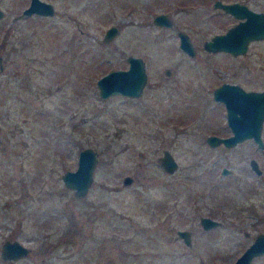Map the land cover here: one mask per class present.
<instances>
[{"label":"rangeland","instance_id":"rangeland-1","mask_svg":"<svg viewBox=\"0 0 264 264\" xmlns=\"http://www.w3.org/2000/svg\"><path fill=\"white\" fill-rule=\"evenodd\" d=\"M28 1L0 0V242L28 247L0 264L230 263L264 231V145L205 140L230 132L211 89L263 88L264 38L242 53L206 50L202 40L236 18L212 0H49L52 14H24ZM241 1L264 10V0ZM157 11L172 24L153 23ZM111 23L119 31L103 41ZM128 53L145 62L140 93L99 96L96 78L125 67ZM85 145L97 151L93 179L75 196L60 173ZM164 148L172 171L160 163ZM203 214L220 222L204 228ZM176 228L190 230V244ZM248 264H264V253Z\"/></svg>","mask_w":264,"mask_h":264},{"label":"water","instance_id":"water-1","mask_svg":"<svg viewBox=\"0 0 264 264\" xmlns=\"http://www.w3.org/2000/svg\"><path fill=\"white\" fill-rule=\"evenodd\" d=\"M215 6H221L229 11L238 20L229 25L223 31L212 33L203 40L206 50H225L231 54L242 53L246 50L248 42L252 39L264 38V11L254 9L246 3L234 1L214 0ZM54 6L49 0H29L22 8L24 14L39 13L51 14ZM3 9L0 7V16ZM151 21L159 25L169 26L172 20L166 11H157L151 16ZM118 32V26L111 23L105 27L102 40L108 41ZM178 45L189 55L194 53V46L189 34L183 30H177ZM128 61L125 67L111 68L96 78L99 96L111 93H121L136 96L140 93L147 77L145 64L140 55L128 53ZM165 72H170L165 68ZM212 96L221 100L225 107V119L230 132L225 135L209 133L206 141L209 144L223 143L226 146L233 145L244 138H252L260 147L264 145L261 135L262 121L264 118V87L245 88L234 81H221L213 87ZM97 158V151L91 146L85 145L78 149L76 165L74 168H65L60 177L65 186L71 188L73 195H85L93 179V168ZM162 166L167 171H172L177 166V161L167 148L162 149L159 155ZM250 167L257 173L261 171L258 161L251 156L248 159ZM230 171L222 165L220 173ZM132 180L130 174L122 176V183ZM199 222L204 228L217 225V218L203 214L199 216ZM176 233L186 244H190V230L187 228H176ZM28 250L27 245L17 238H5L0 242V256L3 259L17 258L23 256ZM264 253V231L255 233L252 240L227 264H248L255 255ZM212 264H224L214 262Z\"/></svg>","mask_w":264,"mask_h":264},{"label":"flooded vegetation","instance_id":"flooded-vegetation-1","mask_svg":"<svg viewBox=\"0 0 264 264\" xmlns=\"http://www.w3.org/2000/svg\"><path fill=\"white\" fill-rule=\"evenodd\" d=\"M222 1H234V0H222ZM238 1H241V0H238ZM213 2H214V0H212V5L214 6V8L215 9H218V10H221V11H225V12H228V13H230L229 11H226V10H224L221 6H215L214 4H213ZM241 2H244V1H241ZM244 3H246V2H244ZM247 4V3H246ZM248 6H250L249 4H247ZM251 7V6H250ZM252 8H254V7H252ZM254 9H257V8H254ZM258 10H262V9H258ZM264 11V10H263ZM54 12V11H53ZM52 14V13H51ZM231 14V13H230ZM234 16V15H233ZM238 20V18L236 17L235 18V21L233 22V23H235L236 21ZM233 23H231V24H233ZM231 24H229V25H231ZM228 25V26H229ZM118 26V25H117ZM228 26H226L225 28H227ZM178 30V29H177ZM177 30H176V33H177ZM118 31H119V26H118ZM223 31V30H222ZM219 32V31H218ZM118 33V32H117ZM116 33V34H117ZM188 33V32H187ZM215 33V32H214ZM211 35V34H210ZM209 35V36H210ZM208 36V37H209ZM205 39V38H204ZM203 39V40H204ZM259 39V38H258ZM203 40H202V43H203ZM193 43V42H192ZM249 43V42H248ZM194 46V45H193ZM180 47V46H179ZM184 51V50H183ZM210 51V50H209ZM217 51V50H216ZM222 51H225V50H222ZM229 52V51H228ZM127 55V54H126ZM138 55V54H137ZM141 56V55H140ZM126 57V56H125ZM142 57V56H141ZM143 59V58H142ZM143 61H144V59H143ZM127 63H128V61H127ZM144 64H145V62H144ZM146 69V68H145ZM166 74H168V73H170V72H165ZM235 82V81H234ZM219 84V83H218ZM241 85V84H240ZM216 86V85H215ZM244 87V86H243ZM245 88H247V87H245ZM213 89V88H212ZM212 89H211V96H212ZM212 98H213V96H212ZM215 99V98H214ZM216 100H218V99H216ZM209 134V133H208ZM207 135V134H206ZM206 135H205V140H206Z\"/></svg>","mask_w":264,"mask_h":264}]
</instances>
